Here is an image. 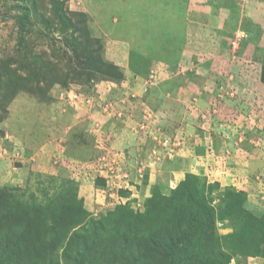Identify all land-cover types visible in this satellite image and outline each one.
Listing matches in <instances>:
<instances>
[{
  "label": "rangeland",
  "instance_id": "374dc122",
  "mask_svg": "<svg viewBox=\"0 0 264 264\" xmlns=\"http://www.w3.org/2000/svg\"><path fill=\"white\" fill-rule=\"evenodd\" d=\"M188 190L264 264V0H0V210L128 221Z\"/></svg>",
  "mask_w": 264,
  "mask_h": 264
},
{
  "label": "trees",
  "instance_id": "16d2710c",
  "mask_svg": "<svg viewBox=\"0 0 264 264\" xmlns=\"http://www.w3.org/2000/svg\"><path fill=\"white\" fill-rule=\"evenodd\" d=\"M5 208L0 210V264H56L61 249L66 264H229L231 259L219 241L214 208L189 190L157 196L144 213H126L128 221H115L121 208L96 220L81 206L41 225L36 217ZM156 238L167 245L156 250L163 257L155 263L148 245H156ZM259 252L264 257V249Z\"/></svg>",
  "mask_w": 264,
  "mask_h": 264
}]
</instances>
